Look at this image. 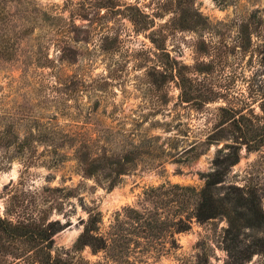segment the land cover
Returning <instances> with one entry per match:
<instances>
[{
	"label": "rangeland",
	"instance_id": "obj_1",
	"mask_svg": "<svg viewBox=\"0 0 264 264\" xmlns=\"http://www.w3.org/2000/svg\"><path fill=\"white\" fill-rule=\"evenodd\" d=\"M0 10V212L65 222L52 236L64 249L89 211L102 234L121 223L127 251L115 260L86 247L90 263L189 264L202 245L222 264L224 218L166 226L188 209L173 185L198 189L230 142L227 129L211 142L226 111L264 125V0H0ZM102 155L125 171L85 174L79 157ZM226 180L262 185L264 145H242ZM127 207L155 212L164 229L135 230Z\"/></svg>",
	"mask_w": 264,
	"mask_h": 264
},
{
	"label": "trees",
	"instance_id": "obj_2",
	"mask_svg": "<svg viewBox=\"0 0 264 264\" xmlns=\"http://www.w3.org/2000/svg\"><path fill=\"white\" fill-rule=\"evenodd\" d=\"M10 1V0H8ZM18 1V0H12ZM3 9V8H2ZM5 15L8 9L4 7ZM1 13V10H0ZM10 17V14L7 15ZM6 21H10L6 18ZM25 30V29H23ZM27 30V29H26ZM229 118L227 127L211 132V142H217L222 137V131L227 129L231 138L224 143L211 160V170L199 173L202 184L198 189L191 186L173 187L183 191L180 199L181 206H187L184 217L169 221L166 228L170 232H180L189 228L191 219L201 223L216 217H222L225 227L222 229L220 245L225 257L222 264H248L254 255H264V183L237 184L226 180L227 172L238 161V151L243 145L245 150H256L264 145V125L253 124L245 115H236L233 111H226ZM112 155V154H111ZM117 157V156H116ZM82 170L87 175L107 170L113 178L125 171L124 163L110 156L88 158L79 157ZM112 179L109 187L113 185ZM150 189V191H155ZM132 212L134 222H141L135 230L153 235L164 228L163 221L156 218L155 212L147 210L138 212L133 208H124ZM154 217V219H153ZM136 218L140 219L138 221ZM99 213L89 211L87 218L81 220L82 229L69 249L55 247L52 236L65 227V222L58 219H48L46 213L30 215L13 220L5 210L0 212V259L9 256L18 264H111L90 263L80 252L88 248L90 252L105 251L115 260L129 248V238L121 230V223L112 225L108 233L99 232ZM137 224H135L136 226ZM189 264H212L205 247H199L194 260Z\"/></svg>",
	"mask_w": 264,
	"mask_h": 264
}]
</instances>
